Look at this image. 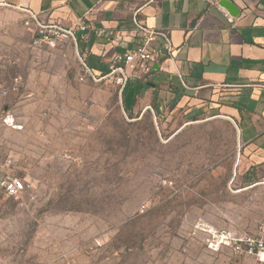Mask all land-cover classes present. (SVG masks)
I'll return each mask as SVG.
<instances>
[{"label": "rangeland", "instance_id": "rangeland-1", "mask_svg": "<svg viewBox=\"0 0 264 264\" xmlns=\"http://www.w3.org/2000/svg\"><path fill=\"white\" fill-rule=\"evenodd\" d=\"M80 47H34L0 12L3 171L0 264H261L222 234L264 237V171L243 158L227 119L133 116L109 81L79 80ZM18 78L17 84L14 78Z\"/></svg>", "mask_w": 264, "mask_h": 264}, {"label": "crops", "instance_id": "crops-1", "mask_svg": "<svg viewBox=\"0 0 264 264\" xmlns=\"http://www.w3.org/2000/svg\"><path fill=\"white\" fill-rule=\"evenodd\" d=\"M224 1L0 0V12H15L23 21L31 11L66 26L84 18L99 33L88 32L78 46L98 73L123 51L114 36L134 45L133 16L167 30L174 58L132 77L122 90L124 107L133 116L150 111L160 120L180 110L204 120L227 119L243 158L264 171V0H226L230 9Z\"/></svg>", "mask_w": 264, "mask_h": 264}, {"label": "built area", "instance_id": "built-area-1", "mask_svg": "<svg viewBox=\"0 0 264 264\" xmlns=\"http://www.w3.org/2000/svg\"><path fill=\"white\" fill-rule=\"evenodd\" d=\"M133 42L131 47L120 35L113 37V41L123 51L115 53L103 72H95L87 62V50L80 49L78 54L81 61L79 80L91 79L95 82L109 81L116 84L122 90L132 77L142 78L150 74L155 64L163 59L174 58L175 48L170 34L165 29L148 27L140 22L137 16H133ZM23 24L30 33L31 44L34 47H56L64 41H71L78 49L80 41L88 40V32L95 34L99 30L91 27L84 18H78L74 25L66 26L60 22L42 20L38 14L28 11ZM80 32V34H79ZM15 84L18 78H14ZM7 90L0 87V96H5ZM1 121L12 128H20L16 118L11 112H3ZM3 162L0 159V168ZM1 170V169H0ZM0 190L9 197L18 198L31 190L29 183L23 179L0 171ZM221 244H232L237 253L252 257L257 262L264 264V237L252 238L249 236L232 237L222 234L209 240L208 247L215 249Z\"/></svg>", "mask_w": 264, "mask_h": 264}, {"label": "water", "instance_id": "water-1", "mask_svg": "<svg viewBox=\"0 0 264 264\" xmlns=\"http://www.w3.org/2000/svg\"><path fill=\"white\" fill-rule=\"evenodd\" d=\"M226 2V0L224 1V3L222 2V5L225 7V8H227V9H230V6L227 4V3H225ZM230 4V3H229ZM158 68V64H155L154 66H153V69H157Z\"/></svg>", "mask_w": 264, "mask_h": 264}]
</instances>
